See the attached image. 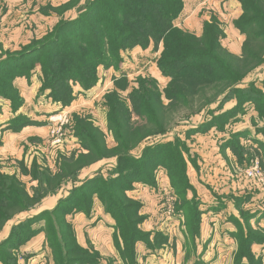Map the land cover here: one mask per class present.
<instances>
[{
    "label": "rangeland",
    "instance_id": "obj_1",
    "mask_svg": "<svg viewBox=\"0 0 264 264\" xmlns=\"http://www.w3.org/2000/svg\"><path fill=\"white\" fill-rule=\"evenodd\" d=\"M108 6H112L111 0H0V91L4 92L3 95H0V179L7 176L16 178L28 197L34 196L32 199H27L24 196L23 198L29 200L30 203L34 198L37 199L33 204L27 206L26 210L22 211L21 208L15 207L8 210L9 214L13 213V218L6 222L0 231V244L9 238L13 226L26 224L16 232L14 240L8 242L1 249L2 257L9 259L8 264H16L15 260L19 258L20 260L21 258L24 259L25 263L30 261L29 264H66L60 253L62 250L64 251L65 247L63 245L58 247L56 242L47 240V233L48 237L58 234L57 230L55 232L49 230L50 222L53 225L57 224L53 221L54 217L47 212H52L61 199L69 197L70 193L82 185L84 181L97 177L99 180L92 185L100 188L103 185L102 180L109 182L110 179L116 178L117 172L120 173L118 157L121 156L122 150L120 149V153L116 151L118 143L112 131L108 129L109 111L105 105L106 95L114 87L115 76L121 81L126 79L125 76L130 82V88L121 92L124 97H127L134 87H138L137 79L154 78L153 72L157 68L160 51L154 49L153 43L147 48L136 46L126 49L122 52V61L117 64L119 68L104 69L100 67L98 82L91 89L86 90L80 83L70 82V89H72L75 98L67 106L64 104L68 102L54 97L52 78L45 74L51 65L52 57L60 54V50L62 52L64 48H76L81 43V37H84L90 28L95 27V18L99 17L104 8ZM205 10L208 9L204 8ZM213 17L215 16H212L211 19ZM219 23L220 26L221 24L226 25L224 20ZM159 48L161 49V45ZM57 64H59L58 57L55 66ZM7 71L18 74L13 80V89L8 92L6 91L8 78L3 75ZM250 80H252L250 84H241L240 88L243 91L240 93L241 95L248 89V86L264 93V64L256 69ZM54 91L60 94L57 90ZM69 91L71 90L68 89ZM214 94L213 89H208L202 97H212ZM62 97H66L65 93H62ZM200 98L195 100H200ZM232 100L237 102L235 98ZM215 106L216 104L213 105V107ZM193 107L198 108L195 104ZM246 107L243 109H250V106ZM64 111L68 112V122L62 125V141L57 143L53 130L57 129L59 124L53 118L55 119ZM217 111L219 110L208 117H201L200 115L188 117V111L185 107L173 108L157 118L159 123L165 127V132L154 133L142 141H138L139 138H132L128 140L127 146L125 145L131 149L128 157L133 160L132 164L123 163L126 165L124 166L126 169L137 167L138 169H145V171L152 170L154 163L152 154L143 158L140 166H136L134 163L141 159L145 149L160 143H166L167 146H164V149L169 151V155H171V149L175 143H179L185 147L186 150L184 151L189 157L186 158L189 165L187 169L188 181L180 179L182 187L178 190L174 187V192L169 189L167 180L169 176L166 169L163 172L159 171L158 168V178L155 180L148 176L151 183L136 181L132 188L131 186L128 187V181L125 179L129 174L122 178L123 185L128 190L126 200L134 201L136 204L140 203L142 206L144 204L145 213L142 212L141 207L139 215L137 211H134L133 217L138 219V217L143 218L144 216V221L148 218L147 221H151L144 227L142 219L136 228L144 246H148L150 252L160 253L155 257L148 253L151 255L149 257H152L150 261L153 257L155 261L156 258L166 257L164 251L170 250V256L175 264H264L262 258L264 257V189L257 184H252L253 181L250 182L245 177V170L253 159L258 157L261 165L263 164L264 123L255 108L254 111L260 120V126L255 127L251 123L249 129L255 131V135L261 133L260 137L263 140H260L262 144H260L259 156L252 151V154H249L251 157L249 163L246 166H235V169H232L231 166L229 168L227 165L221 167L212 164L214 166L212 167L203 158L202 152L199 151V148L202 149V147H200V142L195 135L197 129L195 125H204L201 123L202 121L203 123L205 121L210 122L216 115L223 118L221 121L224 119L236 121L242 119L243 113H246L240 110L241 115L237 118L234 116L235 114H230L232 109L219 113ZM76 118L92 121L94 127L99 128L105 135L102 140L106 141L107 149L100 155L91 154L89 158L80 159V157L86 156L88 152L84 148L88 140L76 134ZM147 119L149 117L146 115H134L133 117L134 124L143 126L140 128L141 133L157 130L156 124H148ZM232 129L230 128V131ZM250 130L237 133L242 134L238 140L235 138L236 134L230 132L227 141L233 143L239 141V145L236 144V146L244 147L246 144H242V139L247 136ZM246 139L248 144L254 142L250 136ZM171 141L174 145L169 147ZM79 155L81 156L79 157ZM72 156L75 165L71 177H65L58 185L47 188L43 182L46 171L49 170L52 174L60 172L57 166L64 161L63 158ZM157 171L155 172L156 175ZM189 171H191V175H189ZM165 179L167 181L166 186L163 183ZM232 180H236L238 184L235 190H232L233 188L229 183ZM171 182L172 180L170 184ZM222 187L226 190L223 189L222 191ZM89 189L92 190L93 188ZM86 191L88 189L83 192L86 194H82L80 197L90 198ZM222 195L231 202V209L225 210L220 215L221 217H214V219H223L226 214L229 215L228 211L233 209V213L237 210L239 211V219L230 215V220H234L238 229L229 233L230 230L226 223L228 220H226L223 227L227 230L221 233L218 229L215 230V228L210 227L213 224L210 222L211 218L207 216L206 220V216H204L206 230L203 235L209 238L205 240L206 238H202V234L199 232L203 223L202 212H206L215 204L219 205L216 203V199L223 201ZM54 197L56 202L50 200ZM208 197L210 200L206 201ZM76 199L78 200V197ZM80 200L79 198L77 202L80 203ZM62 209V212L59 213L66 217L64 220L67 224L71 223L74 226L76 235V226L82 225L79 219L80 215L74 212L68 213L70 211V204L68 203ZM214 212L217 213V211ZM43 215L46 217L41 218ZM35 216H39V218L32 222H35L32 226L33 229L30 228L27 221ZM120 216L122 219V214ZM108 221H112L111 225L114 224V226L108 224L110 232L103 235L108 237L107 242H99L98 235L85 231L86 241L80 245L82 251L72 248L71 254L68 255V259L70 258L68 261H74V264H88L85 262L91 260V264L97 261H104L106 264H139L137 256L136 260H133V252L124 246L122 237L119 243L121 251L118 250V244L115 242V235L121 232L120 229L125 227V223L122 222L119 229L116 219L110 217ZM40 229L44 232L45 238L42 235V240L45 241V244L42 246L34 245L37 247V251L25 252L22 249V246L33 238L19 247L18 241L27 240L34 232L37 235ZM210 235H212V242ZM57 236L60 237L58 238L60 240L61 235L58 234ZM242 236H247L250 240V257H243L242 255L238 257L240 244L245 245V250L248 249L249 245ZM113 241L116 249H114ZM50 243L56 247L59 261L56 260L55 252H53ZM254 245L260 246L254 248ZM175 246L177 247L174 248ZM110 248L113 249L116 257L107 255L110 253ZM158 262L160 263L159 260ZM149 264H157V262Z\"/></svg>",
    "mask_w": 264,
    "mask_h": 264
},
{
    "label": "trees",
    "instance_id": "obj_2",
    "mask_svg": "<svg viewBox=\"0 0 264 264\" xmlns=\"http://www.w3.org/2000/svg\"><path fill=\"white\" fill-rule=\"evenodd\" d=\"M240 2L243 13L235 20L234 24L241 33L246 35V39L242 54L239 56L232 54L223 46L222 39L225 37V33L219 20L215 17L204 24L201 36L177 24V18L184 8V0H111L112 6L105 7L101 15L95 18V27L90 28L84 37H81V43L75 45L76 48H64L62 52L60 50V54L52 57L51 65L45 74L52 78L54 97L68 102L64 104L65 106L69 105L75 98L72 89H70V82L80 83L86 90L91 89L98 82L100 67L104 69L117 68V64L123 58L122 52L128 48L136 46L147 48L153 43L154 49L160 51L157 67L164 77L169 78L165 88H161L155 77L139 78L137 79L138 87H134L128 96L124 97L121 92L130 88V82L125 76L126 79L123 81L116 76L114 77V87L107 93L105 105L109 111L108 129L112 131L118 143L116 151L120 153V149L122 150L121 156L118 157L120 173L117 172L116 178L110 179L109 182L102 180L103 185L100 188L92 185L99 180L97 177L84 181L82 185L70 193L69 197L61 199L52 212H47L54 217L52 220L57 224L53 225L50 222L49 230L53 232L57 230L58 234L61 235V239L58 240L60 238L57 236L58 234L48 237L47 233V240L56 242L58 247L61 245L65 247L64 251L62 250L60 253L66 264H74V261H68L70 259H68V255L71 254L72 248L82 251L81 244L74 232V226L71 223L67 224L66 217L59 213L62 212L63 206H66L67 203L70 204L68 213H84L89 217L97 199L105 211L116 219L119 229L122 222L125 223V227L120 229L121 232L115 235V242L118 244V250L121 251L119 243L122 237L124 246L133 252V260H136V245L141 241L136 228L140 224V220L143 219L144 221V216L143 218L140 216L141 218L138 217V219L133 216L134 211H137L139 215L142 204L126 200L128 190L123 185L122 178L129 174L125 179L129 184L127 186H131V188L136 181L149 184L151 183L149 178L155 180L157 178L155 172L158 168L160 170L163 167L168 171L170 181L172 180L169 189H172L173 192L174 187L177 190L182 187L180 179L188 181V162L184 151L186 149L179 143L174 145L173 141L169 143V147L174 145V148L171 149V155L167 149H164V146H167L166 143H160L145 149L141 159L134 161L136 166H140L143 158L152 154L154 157L152 170L145 171V169H138L137 167L126 169L124 167L133 162L128 157L131 149L125 147L129 139L139 138L137 140L142 141L154 133L165 132V127L157 119L159 115L163 116L168 110L180 106L187 109L188 117L196 116L202 111L212 115L216 110H222L228 101L235 98L237 99V106L232 109L231 115L235 114L236 117L237 113L243 110L244 105L251 102L261 116L260 119L264 121V93L248 86V89L242 95L240 94L243 92L240 88L241 84H250L252 80L247 83L244 81L249 79L260 65L264 64V0H240ZM160 45L161 49L159 48ZM57 57L59 64L55 66ZM53 62L55 63L52 65ZM3 75L8 78L6 91H11L13 80L18 74L7 71ZM68 89L71 91L68 92ZM208 89H213L215 94L212 97H202ZM62 93H65L66 97H62ZM3 94L4 92L0 91V95ZM199 97H201L200 100H195ZM194 104L198 107L197 109L193 107ZM214 104H216L215 107H213ZM134 115H146L149 117L147 123L156 124L157 130L141 133L140 128L143 126L134 124ZM222 119L216 115L212 121H205L204 125L197 127L195 132L205 131L213 126L223 130L231 121H229L230 119L221 121ZM91 122L83 118H76V134L88 140L84 146L88 152L86 156L80 157L81 155H79L80 159L89 158L91 154L98 156L107 149L106 141L102 140L105 135ZM235 138L238 140L240 135L236 134ZM236 144L239 145V141H235V143L227 141L224 146L231 147L238 156L240 164L247 165L250 157H246L247 153L244 147L240 146V149ZM63 160L57 166L60 172L52 174L51 171H46L43 182L47 188L58 185L65 177H71L73 174L75 165L73 156L63 158ZM89 188L93 189L90 190ZM87 189L86 192L90 198L80 197L82 194H86L83 192ZM23 196L27 199L34 197H28L16 178L7 176L0 179V231L5 223L13 218V213H8L9 209L15 207L21 208L23 211L26 210L27 206L37 201L34 198L30 203ZM77 197L78 200L81 199L80 203L77 202ZM83 206L84 208H81ZM119 214H122V219ZM44 215L41 218H45ZM37 218L39 216L27 221L30 228H33L35 222H32ZM24 224L13 226L9 238L0 244L1 264H8L7 261H9L7 257H5L6 260L2 257L1 249L8 242L14 240L16 232ZM34 235L35 232L27 240L18 241L19 247ZM242 238L249 245L248 249L245 250V245L240 244L238 257L240 255L250 257V240L247 236H242ZM9 246L11 245L9 244ZM51 248L55 252L56 260H58L56 247L52 246ZM123 249L125 248L123 247ZM15 261L16 264H19L18 259ZM100 262L97 261L93 264H100ZM85 263L91 264L92 260Z\"/></svg>",
    "mask_w": 264,
    "mask_h": 264
},
{
    "label": "crops",
    "instance_id": "obj_3",
    "mask_svg": "<svg viewBox=\"0 0 264 264\" xmlns=\"http://www.w3.org/2000/svg\"><path fill=\"white\" fill-rule=\"evenodd\" d=\"M204 8L208 9V10L204 11ZM202 9H203V11H202ZM242 13H243V9H242V5H241L240 0H184V8H183V11L181 12L180 16L177 19V24L180 27L197 34L198 36H201L203 34L204 24L207 21H210L212 16H215L219 20V22H223V20H224L226 22V25L221 24V26L224 30V33H225V37L222 39V44L229 52H231L234 55L239 56L242 54L243 44H244V41L246 39V35L241 33V31L235 26L234 22L236 19H238L242 15ZM207 14H209V16H207ZM153 74H154L153 76L155 78L159 79L158 81H160V78H161V81H160L161 83L159 82L160 86H162V88H165L169 82V78L164 77L161 74V72L159 71L158 67L153 72ZM249 81H250V78L247 81H244V83H247ZM236 106H237L236 100L235 101L230 100L229 102H227L224 105V108L222 110H219L217 112L218 113L221 111L225 112L227 110H231V109L235 108ZM244 106L245 107L250 106L249 107L250 109H243V111L246 113L245 114L243 113L242 119L240 118L239 120L231 121L230 123H228L225 126V128L223 130H220L217 127L213 126L211 128H208L205 131L195 132V135L197 136V139L200 142V147H202V149L199 148V151L202 152L203 158H205V160L207 162H209L210 163L209 165H211L212 167H214L212 164H215V165H218L221 167H224L225 165H227V166H229V168L233 167L232 169H235V166L238 167V165L246 166L245 164H243V165L240 164L238 156L235 154V152L232 150L231 147L224 146L226 144L228 138H229L230 132H234V134H237L241 131H248V130H250L249 127H250L251 123L255 127L260 126V120L258 119L257 114L254 111V109H255L254 104H252L251 102H248ZM197 115H200L201 117H208L210 114H208L206 111H202L200 114H197ZM239 115H241V113L238 112L236 117L239 118ZM193 117H195V116H193ZM206 120H208V119H206ZM201 123L203 124V121ZM263 123H264V121H263ZM199 126L200 125H195L196 128ZM230 128L231 129L235 128V129H232L233 131L232 130L230 131ZM242 128H244V129H242ZM250 131L247 133L246 137H248V136L252 137L254 142L252 144H248L246 142L247 141L246 137L244 139H242L243 140L242 144H246V145H244V149L247 153L246 157H248V158H249V154H252V151L256 152V155H258V156L260 155V152H259V150L261 148L260 144H262L260 140H263L260 137L261 133H258L259 135H255L254 134L255 131H251V132ZM191 135H193V134H191ZM239 135H242V134H239ZM241 138H243V137H241ZM262 142L264 143V141H262ZM188 143H190V142H188ZM214 145H215V147H214ZM199 155H201V154L199 153ZM185 156H186V158H189V157H187L186 152H185ZM262 163L264 164V159L262 160ZM263 164L261 165L262 168H264ZM188 168H189V165H188ZM160 170L165 172L164 171L165 169H163V167H161ZM189 175H191V171H189ZM156 177L158 178V171H157ZM246 179H248V178L246 177ZM167 180L169 182V187H170L169 178ZM248 181L252 182L249 179H248ZM163 183L165 186L167 185L166 179ZM229 183L232 186L231 188H233L232 190H235V188L238 186L236 180H232ZM252 184H256V183L252 182ZM223 189H225V188L222 187V191H223ZM201 192H203V191H201ZM234 193L236 194L235 191H234ZM222 198H224L223 195H222ZM95 199H96V197H95ZM50 200L55 201V197L53 199H50ZM208 200H210L209 197L206 199V201H208ZM214 200H215V197H214ZM237 201H240V200H237ZM216 203H218L219 205H217V204H215L213 206L210 205L211 207L208 208L206 212H202V222L203 223H202V228H200V234H202V238H206L205 240H208L209 238H208V236L203 235L205 230H206V226H205L206 221L204 220V216H206L205 219L208 218L207 216H209V218H211L210 222H213V224H211L210 227L215 228V230L218 229L219 232H221V233H224L223 231L227 230V229H224V227H223L224 222L226 220H228V222H226V223L228 225L227 228L230 230V231H228L229 233H233L238 229L234 220L233 221H232V219L230 220V215L233 216L234 218L239 219V211L234 209L236 212L233 211V213H232V210H233L232 209V210L228 211V214H229L228 216L226 214V216L223 219L218 218L216 220V219H214V217H221L220 215L223 214V212H225V210H229V208L231 209V207H230L231 202L224 198L223 201L216 199ZM143 206H144V204H143ZM143 206H142L143 211L142 210L141 211L145 213ZM214 211H217V213H215ZM78 215H80L79 219H80L81 224H82V225L79 224L78 226H76V231H77L76 235H77L78 242L80 244H84L86 241L85 231L92 233V234H95V235H98L97 238L99 239V242H105V243L107 242L108 237L103 236V235H104V233L107 234L110 232L108 230V224L111 225L112 221H108V220L112 216L105 211L104 207L102 206V204L97 199L95 200L94 208L92 210V214L89 217L84 213H78ZM75 219H77L76 216H75ZM75 219H74V221H75ZM148 219H146L144 221V223H143L144 227L147 226L148 224H150L151 221H147ZM111 226L113 227L114 224ZM113 230H114V228H113ZM42 235L45 238L44 232H42L40 229L38 234L34 235L32 237L33 238L32 240H30L27 244L22 246V249H24L25 252L26 251H28V252L37 251L38 249L34 245H41L42 246L43 244H45V241L42 240ZM211 237H212V235H210V241L212 242ZM205 240H203V241L205 242ZM0 241H1V238H0ZM113 246H114V249H116L114 241H113ZM168 246H170V245H168ZM257 246H260V245H254V248ZM176 247L177 246H175L174 248H176ZM168 249H171V248H168ZM136 250H137L136 251L137 252V262H140L139 264H149L151 262L152 263L157 262V264H160L161 261H162V264H175L174 260L170 256L171 255L170 250L164 251V252H166V257L163 256V257H160L158 259L156 258V261H155L154 257L158 256V254H160V253L159 252L158 253L150 252L148 246H144V242H141V241L138 242L136 245ZM207 251L209 252V250H207ZM208 252H206V253H208ZM148 253L152 254L154 256L151 261H150V259L152 257H149L151 255H149ZM107 255L116 257V254L114 253L113 249H111V248H110V253ZM147 255H148V257H147ZM204 256H206V254H204ZM262 258L264 260V257H262ZM22 260H24V259H22V258H21V260H20V258L18 259L19 264H29V262H30V261H26V263H25V260H24L22 263ZM158 260L160 261V263L158 262ZM100 264H106V262L103 261Z\"/></svg>",
    "mask_w": 264,
    "mask_h": 264
},
{
    "label": "built area",
    "instance_id": "obj_4",
    "mask_svg": "<svg viewBox=\"0 0 264 264\" xmlns=\"http://www.w3.org/2000/svg\"><path fill=\"white\" fill-rule=\"evenodd\" d=\"M53 120L59 124V127L53 130V135L56 136L55 142L59 143L62 141V125L68 122V112L64 111L58 117H55V119L53 118ZM245 174L249 180L264 188V170L259 158H255L251 161L250 165L245 170Z\"/></svg>",
    "mask_w": 264,
    "mask_h": 264
}]
</instances>
